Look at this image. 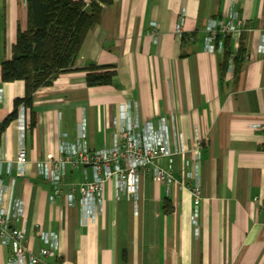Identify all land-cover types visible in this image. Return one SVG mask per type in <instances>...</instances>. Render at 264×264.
<instances>
[{"label":"crops","instance_id":"crops-1","mask_svg":"<svg viewBox=\"0 0 264 264\" xmlns=\"http://www.w3.org/2000/svg\"><path fill=\"white\" fill-rule=\"evenodd\" d=\"M101 6L100 23L76 57L78 70L34 93L35 127L30 130L22 107V121L18 116L0 137L2 153L14 162L24 128L25 175L2 179H14L13 195L22 201L25 219L15 225L25 230V246L37 254L41 233L57 236L58 254L39 264H264V0H111ZM231 11L245 29L238 37H220L207 51L206 25ZM26 25L25 0H0V76L18 26ZM225 38L231 53L240 44L244 53L237 73L229 56L220 77L224 48L218 47ZM90 64L112 66V84L87 88ZM0 88L1 122L25 90L22 81L1 77ZM128 103L141 124L157 128L164 121L172 156L156 163L172 182L154 180L149 167L129 197L112 178L90 220L64 195L51 202L38 162L56 159L60 144L75 143L81 128L90 150L110 146L119 109ZM196 132L202 140L198 166L190 150ZM66 181H84L83 169L71 170ZM195 182L197 206L187 189ZM8 256L2 247L0 264Z\"/></svg>","mask_w":264,"mask_h":264},{"label":"built area","instance_id":"built-area-1","mask_svg":"<svg viewBox=\"0 0 264 264\" xmlns=\"http://www.w3.org/2000/svg\"><path fill=\"white\" fill-rule=\"evenodd\" d=\"M88 5L91 0H80ZM245 29L241 17L231 11L225 20H211L206 25L205 47L212 50L220 37H238ZM177 36L182 34V25L175 29ZM223 50V46L218 47ZM234 53L230 54V66ZM0 88V97H1ZM25 111V110H24ZM18 116L22 121L23 110ZM17 116V117H18ZM120 128L113 135L110 146L97 150H90L84 140V129L81 128L79 138L75 143L62 142L56 159L38 162V173L51 189L50 201L65 196L68 206H78L84 211L87 220L94 219L99 213L104 198V187L108 180H115L117 191L129 197H135L138 180L141 173L152 168L154 180L168 184L172 182L170 174L166 173L156 161L162 157L172 156L169 149L166 125L160 121L157 128L152 122L140 123L136 109L131 104L121 105L119 109ZM82 138V140H81ZM194 144L190 150L192 163L199 165L200 140L196 132L193 136ZM185 150L175 153H184ZM26 148L24 146V128L20 131V146L16 152L14 162L7 160L0 148V260L1 248L8 250L7 264H39L46 258L58 254L59 243L53 233H41L42 247L37 254L31 253L25 246V230L15 224L24 218L22 201L13 195L14 179L8 184L3 182L2 176L15 174L13 178L23 177L26 171ZM187 163V162H186ZM83 169L84 181L80 183L67 182L66 178L71 170ZM196 175V174H195ZM197 206L200 198L199 184L195 182L188 186ZM196 216V213H194Z\"/></svg>","mask_w":264,"mask_h":264},{"label":"trees","instance_id":"trees-1","mask_svg":"<svg viewBox=\"0 0 264 264\" xmlns=\"http://www.w3.org/2000/svg\"><path fill=\"white\" fill-rule=\"evenodd\" d=\"M27 25L18 26L11 57L1 64V81L24 83V96L13 102V109L0 122V137L17 119L19 108L28 110L29 128L35 127L36 116L32 110L33 95L52 84L60 74L76 71L75 61L90 29L100 23L102 6L111 0H91L85 5L80 0H25ZM223 61L218 66L220 77L226 74L231 54L230 39L223 40ZM244 53L240 44L233 57L234 74L239 70V59ZM85 72L87 88L109 86L115 77L112 66L90 64ZM169 206L164 205L168 212Z\"/></svg>","mask_w":264,"mask_h":264}]
</instances>
